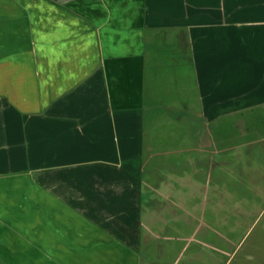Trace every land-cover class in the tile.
I'll use <instances>...</instances> for the list:
<instances>
[{"label": "crops", "instance_id": "0c3cea01", "mask_svg": "<svg viewBox=\"0 0 264 264\" xmlns=\"http://www.w3.org/2000/svg\"><path fill=\"white\" fill-rule=\"evenodd\" d=\"M259 114L264 0H0V264L205 263L191 179Z\"/></svg>", "mask_w": 264, "mask_h": 264}, {"label": "rangeland", "instance_id": "374dc122", "mask_svg": "<svg viewBox=\"0 0 264 264\" xmlns=\"http://www.w3.org/2000/svg\"><path fill=\"white\" fill-rule=\"evenodd\" d=\"M254 117L258 127L242 131L247 134L237 140L264 137V114ZM229 138H236L234 131ZM216 159L208 178L206 172L197 174L191 179L196 190L189 188L190 216L204 220L199 237L207 235L210 245L201 264H264V143L234 148ZM196 227V222L189 226V235ZM196 247L192 243L189 256H198Z\"/></svg>", "mask_w": 264, "mask_h": 264}, {"label": "water", "instance_id": "95a60500", "mask_svg": "<svg viewBox=\"0 0 264 264\" xmlns=\"http://www.w3.org/2000/svg\"><path fill=\"white\" fill-rule=\"evenodd\" d=\"M54 2L58 3V4H65V3H68L72 0H53Z\"/></svg>", "mask_w": 264, "mask_h": 264}]
</instances>
